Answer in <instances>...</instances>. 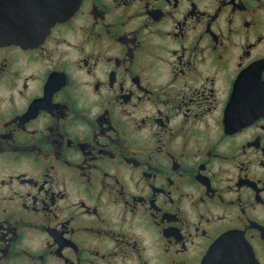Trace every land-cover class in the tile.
<instances>
[{
    "label": "flooded vegetation",
    "instance_id": "flooded-vegetation-1",
    "mask_svg": "<svg viewBox=\"0 0 264 264\" xmlns=\"http://www.w3.org/2000/svg\"><path fill=\"white\" fill-rule=\"evenodd\" d=\"M68 7L0 0V264H264V0Z\"/></svg>",
    "mask_w": 264,
    "mask_h": 264
},
{
    "label": "water",
    "instance_id": "water-1",
    "mask_svg": "<svg viewBox=\"0 0 264 264\" xmlns=\"http://www.w3.org/2000/svg\"><path fill=\"white\" fill-rule=\"evenodd\" d=\"M82 0H37L38 4L51 7L55 16H61L64 4H68L67 12H73ZM236 233L225 234L208 254L206 264H257L252 252L246 247Z\"/></svg>",
    "mask_w": 264,
    "mask_h": 264
}]
</instances>
